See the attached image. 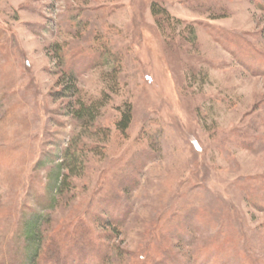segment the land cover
<instances>
[{"label":"rangeland","instance_id":"1","mask_svg":"<svg viewBox=\"0 0 264 264\" xmlns=\"http://www.w3.org/2000/svg\"><path fill=\"white\" fill-rule=\"evenodd\" d=\"M33 219L38 264H264V0H0V264Z\"/></svg>","mask_w":264,"mask_h":264},{"label":"trees","instance_id":"2","mask_svg":"<svg viewBox=\"0 0 264 264\" xmlns=\"http://www.w3.org/2000/svg\"><path fill=\"white\" fill-rule=\"evenodd\" d=\"M152 14L156 17H159V15H161L160 17L162 18L161 19L162 23H163V21H165V18H166V20H168V11L165 8H162L159 5H157V3H155L152 6ZM161 21L158 20L159 24H162ZM160 26H162V25H160ZM65 74H66V76L63 77L62 83L65 81H66V83H63V86H62L63 91L61 93V96L62 97H65V96H71L72 97L77 92L76 83H75L76 82L75 76L73 75V72H70V74L65 72ZM68 105L70 106V108L72 107L71 103ZM69 106H68V109H69ZM90 109H91L90 107H88L82 103L78 109H72L71 108L72 112L80 118L85 117V115H87V113ZM89 116L94 117L95 115L90 113ZM131 120H132V106L130 103H126L124 105L123 109L121 110V117L116 124L117 128L119 130H121L122 132H126V130L128 129V127L131 123ZM64 186H65V180L59 181V183L57 182L55 185V188L57 190H62ZM25 235H26V238L28 240L27 244H26V246H27L26 250L27 251L25 253V258L27 256L26 263L27 264H38L37 260H38V257L40 256L39 252L41 251V239H40V235L38 233V219H36V220L33 219L31 221H27L26 226H25ZM75 241L79 242V240H75ZM58 242H61V239H58L56 241V244L54 243V246H56V249H55V251L52 252V254H54V256H55L54 259L56 261L59 260V258H60L59 255L62 252L61 251L62 247L58 248V245H57ZM82 246H83V244H82ZM51 249H52V247L49 248L48 252ZM71 251H73V250H71ZM55 254H57V255H55Z\"/></svg>","mask_w":264,"mask_h":264}]
</instances>
